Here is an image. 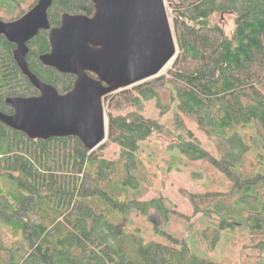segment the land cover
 I'll list each match as a JSON object with an SVG mask.
<instances>
[{
	"label": "trees",
	"instance_id": "1",
	"mask_svg": "<svg viewBox=\"0 0 264 264\" xmlns=\"http://www.w3.org/2000/svg\"><path fill=\"white\" fill-rule=\"evenodd\" d=\"M37 1H0V20L20 18ZM167 1L176 57L168 74L103 97L102 144L88 148L75 134L30 136L0 120V230L14 235L7 244L0 233V264H234L202 255L199 242L189 243L193 231L184 236L167 229V221L148 234L141 224L153 210L165 220L169 211L182 216L161 194L150 195L157 177L139 156L141 143L170 130L145 114L152 99L161 112L171 105L175 113L170 150L184 156V165L206 164L227 181L226 191L187 195L192 215L210 225L195 236L213 250L224 231L239 229L227 242L238 259L264 264V0ZM96 11L92 0H51L50 27L25 43L23 65L18 44L0 34V112H12L10 98L40 96L36 81L59 95L74 89L75 73L41 57L51 52L52 28ZM197 132L213 137L215 146L202 145ZM108 145L118 147L117 158L103 155ZM192 225L188 218L187 230Z\"/></svg>",
	"mask_w": 264,
	"mask_h": 264
},
{
	"label": "water",
	"instance_id": "2",
	"mask_svg": "<svg viewBox=\"0 0 264 264\" xmlns=\"http://www.w3.org/2000/svg\"><path fill=\"white\" fill-rule=\"evenodd\" d=\"M92 1L95 15L66 17L50 30L51 52L41 57L61 72L75 73L74 89L59 95L53 86L36 81L42 94L10 98L14 113L0 112L2 122L30 136L75 134L88 148H95L106 136L103 97L157 75L176 55L165 0ZM50 4L51 0H38L20 18L0 20V34L18 44L16 58L18 50L23 51V61L25 43L40 28L50 27Z\"/></svg>",
	"mask_w": 264,
	"mask_h": 264
},
{
	"label": "rangeland",
	"instance_id": "3",
	"mask_svg": "<svg viewBox=\"0 0 264 264\" xmlns=\"http://www.w3.org/2000/svg\"><path fill=\"white\" fill-rule=\"evenodd\" d=\"M24 1L25 0H17V3L21 4ZM165 5L169 21H171V10L167 0H165ZM229 22L230 20L228 18L227 23L229 24ZM94 48L100 50L101 46L95 45ZM22 56L23 51L18 50L17 58L21 65H23ZM173 60L174 57L157 75L168 74V70L173 63ZM116 91L110 93L114 94ZM167 100L168 97L164 94L162 101L166 103ZM155 102L154 99L145 102V114L157 118L160 123L165 124L170 130H167L166 133H156L147 142L141 143L139 156L143 158L144 166L148 168V171L154 173L157 177L153 185L154 189L150 195L154 196L161 194L163 199L166 200L167 206L170 210L177 208V210L182 213V216L179 218L175 216L172 217L170 216L171 211H169V218L168 220H165L159 213L153 210L148 216L141 219V224L146 227L147 233L150 234L152 226L164 228L168 221L166 226L167 229L182 231L184 236H188V234H191L193 231L194 233L191 234L189 243L195 244L199 242L198 246L200 250L204 251L202 255L212 259L226 261L227 263L246 264L244 261L238 259L236 247H232L227 243L229 241L228 237L231 234H238L241 230L236 229L232 232L228 231L230 234L227 231H224L223 238L217 242V245L213 250H210L207 244V250H205V242L200 240V235L195 236V232H200L202 229H205L210 225H208L209 222L206 219L192 215V206L187 195L191 192H204L206 190H211V188L226 191L227 181L221 172L216 171L206 164L196 165L188 162L184 165L182 162L184 156L176 149L170 150L171 148L169 145H173L176 138L175 133H173L176 125L173 124L175 113H173L171 105L161 112ZM187 124L190 128L192 127V129H195V126L192 123L188 122ZM254 129L255 130L252 132L260 130L259 128ZM197 134L202 145L206 146L209 150L215 146L216 140L213 137L205 136L201 132H197ZM103 155L106 158L115 159L119 155V149L115 145H108L105 148ZM146 197L147 196H144L143 198ZM188 218L193 224L192 230H187ZM137 222V218L133 215L132 223L136 224ZM244 232L245 231H242V233ZM0 233L1 236L7 240V244L14 239L13 232L10 229L3 227L0 230ZM227 234L229 235L224 237V235Z\"/></svg>",
	"mask_w": 264,
	"mask_h": 264
},
{
	"label": "flooded vegetation",
	"instance_id": "4",
	"mask_svg": "<svg viewBox=\"0 0 264 264\" xmlns=\"http://www.w3.org/2000/svg\"><path fill=\"white\" fill-rule=\"evenodd\" d=\"M38 2V1H37ZM48 18V17H47ZM13 21V20H12ZM4 22H10V21H4ZM41 29H43V28H40L39 30H41ZM38 30V31H39ZM50 33V32H49ZM3 35V34H2ZM51 49V48H50ZM13 110H12V112L11 113H9V114H12V113H14V108H12Z\"/></svg>",
	"mask_w": 264,
	"mask_h": 264
},
{
	"label": "bare ground",
	"instance_id": "5",
	"mask_svg": "<svg viewBox=\"0 0 264 264\" xmlns=\"http://www.w3.org/2000/svg\"><path fill=\"white\" fill-rule=\"evenodd\" d=\"M176 56V55H175ZM175 56H174V58H175ZM105 84V83H104Z\"/></svg>",
	"mask_w": 264,
	"mask_h": 264
}]
</instances>
